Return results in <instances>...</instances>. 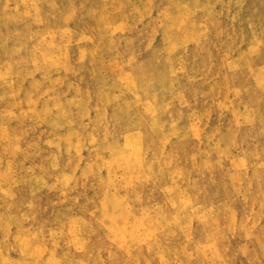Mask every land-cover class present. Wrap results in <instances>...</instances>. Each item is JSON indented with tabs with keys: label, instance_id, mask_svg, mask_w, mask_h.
Returning a JSON list of instances; mask_svg holds the SVG:
<instances>
[{
	"label": "rangeland",
	"instance_id": "rangeland-1",
	"mask_svg": "<svg viewBox=\"0 0 264 264\" xmlns=\"http://www.w3.org/2000/svg\"><path fill=\"white\" fill-rule=\"evenodd\" d=\"M0 264H264V0H0Z\"/></svg>",
	"mask_w": 264,
	"mask_h": 264
}]
</instances>
